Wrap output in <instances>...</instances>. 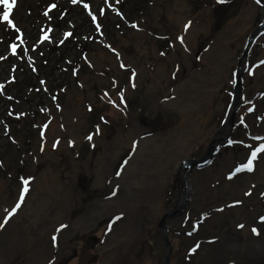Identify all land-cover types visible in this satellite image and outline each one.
<instances>
[{"label":"rangeland","instance_id":"1","mask_svg":"<svg viewBox=\"0 0 264 264\" xmlns=\"http://www.w3.org/2000/svg\"><path fill=\"white\" fill-rule=\"evenodd\" d=\"M57 1L16 0L9 17L12 23L0 20V264H164L165 239L172 264H196L200 243L187 239L197 235L204 220L247 203L249 199L240 192L244 196V190L253 188L244 179L253 184L251 176L264 171V150L257 152L251 171L243 167L252 152L264 145V27L250 36L264 25V0H170V18L159 0ZM247 6L251 7V20L244 41L231 48L229 44L223 46L230 54L227 71L216 66L213 80L205 84L218 88L205 125L209 133L170 162L160 192L161 203L150 208L149 201L138 199L141 187H136V191L126 189L124 192L132 195L124 201L112 197L109 184L118 176V164L125 158L98 174L94 159L104 152L98 144L100 136L104 134L111 140L131 116L140 124L164 128L163 123L159 124L155 117L149 119L145 113L155 93L146 92L151 77L144 68L149 65L155 72L164 61L169 62V72L162 83L168 87L177 85L187 72L183 58L199 60L210 46L207 36L196 38V28L193 27L195 35L186 33L190 25H199L203 20L200 25H207L214 36ZM38 7L45 11L40 12ZM47 9L52 10L51 16L55 13L60 17L59 34L45 33L34 43L35 26L51 25L41 16ZM2 12L0 6V15ZM182 22L187 25L184 32L179 27ZM138 34L144 38L142 44L153 52L147 58H138ZM186 34L195 39L188 42ZM49 37L54 44L45 42ZM18 44L23 48L10 58L11 46ZM237 81L239 97L233 111ZM203 95L200 94L202 104ZM170 96L171 93L164 97ZM192 105L200 112L196 100ZM54 118L63 130L62 137L57 136V129L48 130ZM78 119L85 123L71 136L65 124ZM47 141L53 142V146L48 144L49 153ZM169 146V153L176 151L172 140ZM231 152L233 158L226 159ZM196 159L199 161L186 167L185 161ZM208 167L207 179L201 181L199 175L196 183L197 191L201 190L195 191L194 201L199 202L200 209L187 223L189 208L183 201L187 179L193 172L198 174ZM238 168L241 171L237 172ZM142 171L134 174L136 181ZM39 174L43 179H39L36 190ZM197 174L192 175L195 180ZM95 176L99 187L93 185ZM24 181L28 182L24 197L33 193V202L20 200ZM122 185L124 188V182ZM57 189L61 191L57 197H64L66 191L78 194L79 202H62L53 208L50 195ZM206 189L224 194L223 199L210 203L211 210L201 207L206 202L202 199ZM108 200H112L110 204L106 203ZM18 202L20 207L5 222L7 211ZM120 204L124 207H117ZM110 206L120 210L112 224L107 220L109 215H103ZM37 210L46 219H54L55 214L63 218L50 221L47 230L40 228L36 234H28L25 228L35 229L32 224L29 226V219ZM261 212L264 214L263 209ZM170 217L184 223L168 225ZM114 223L115 241L104 250L103 241ZM76 226L81 228L79 232L74 231ZM107 253L109 257L105 258Z\"/></svg>","mask_w":264,"mask_h":264},{"label":"bare ground","instance_id":"2","mask_svg":"<svg viewBox=\"0 0 264 264\" xmlns=\"http://www.w3.org/2000/svg\"><path fill=\"white\" fill-rule=\"evenodd\" d=\"M159 1L162 3V6H164L165 15L170 18L172 14L170 0ZM158 9L161 11L162 7ZM250 14L251 7L247 6L239 16L228 23L221 32L215 33L214 36H211L210 32H208L206 28L207 25L204 27L200 25L203 20L199 21V25H190L191 28L189 27L190 30L187 29L186 33L192 32L193 35H195L193 27L196 28V36L198 35L196 38L201 39L207 36L210 46L208 45L209 48L202 52L199 60L195 58H183L186 61L185 67L187 68V72L185 78L177 85L168 87L162 83V78L169 72L167 68L169 62L164 61L157 67L155 72L149 69V65L144 68L151 77L150 83L146 84V92L148 93L151 91L153 94L155 93V95L152 96V105L147 103L148 108L145 113L149 119L155 117L158 123H163L164 128H156L153 124H140L131 116L126 126L116 133L111 140H107L104 134L100 136L98 144L103 148L104 152L98 154L94 159L96 172L98 174L104 173L106 169L111 168L119 158H125L119 170L120 174L113 178L109 184V194L112 195V197L124 201L127 198H131L132 195L124 192L126 189L132 190L136 187H141L139 195H142L139 196L138 199L144 200V202L149 201L148 204L150 208L161 203L160 192L164 183V175L170 162L173 161L175 156H181L188 147H192L197 140L205 137L209 133V131H205V125L212 114L210 102L218 88L211 85L205 87V84L209 79L213 80L216 66L219 65L227 71L228 56L230 54L223 46L229 44L231 48V46H236L244 41V34L249 31L250 28L248 26L251 20ZM155 15H157V12H155ZM155 18L158 20V16ZM185 26L186 24L183 22L180 23L179 27L182 32L185 31ZM140 35L142 34H138L135 40L138 58H144L146 55L151 56L153 53L152 50L142 44L144 38H139ZM193 39L195 38L192 36L188 37L187 35L188 42H191ZM127 43L128 42L125 41V44ZM124 50L125 48H123L122 51ZM99 54H101V52ZM198 81L200 83H198ZM202 82H204V84L200 85ZM186 88L187 90L184 91ZM169 93H171L172 96L169 98L164 97ZM201 93H204L203 96L205 98L203 104L200 100ZM170 98H172V102H169ZM194 100L199 103L201 107L200 112L195 110L192 105ZM56 119L57 118H54L51 121L48 130L51 132L57 129V136L62 137L63 130L59 128ZM72 123L65 124L71 136L77 134L80 124H84L85 122L83 119H78ZM174 139L175 141L173 142ZM170 140H172L174 147L177 146L175 149L176 151H171V153L168 151ZM48 144H50L49 141L46 142V152L49 153L51 146ZM51 144L53 146V142ZM231 154L233 153L231 152L226 159L233 158ZM150 164H152V166H150ZM262 167L261 165V168ZM141 170H143L142 175L139 180L136 181V178H133L134 174L138 175ZM209 170L210 168L208 167L205 171H200L198 174L193 172L192 175L197 174L196 180L192 175L187 179L186 195L183 200L184 203L188 205L187 209L189 208V219L187 223L190 222L191 217H194L200 209L199 202L197 203L194 201L195 191H197V187H199L196 186L198 176L200 175L201 181L207 179L208 173H210ZM53 176H56V174ZM95 177L93 185L99 187L98 176ZM40 178L43 179L39 174L35 181L36 190V187H38L36 185ZM250 180L253 184L246 179H244V182L246 181L245 183H248V187L252 186L253 191L244 190V196L240 192V195L244 199H249L247 203L245 202L242 207L232 208L231 210L224 209L228 210V212H221L217 218L213 215L207 221L204 220L203 223L199 224L200 230L197 231V235L187 239L188 241L194 239L192 243H200L196 249V264H264V225L261 224V217H264V214L261 212L262 209L264 211V190H259L260 188H264V171L259 176H251ZM121 182H124V188L123 185L120 186ZM244 182H240V184ZM42 187H45L44 181L42 182ZM203 188L204 186H202V189ZM234 189L235 191H239L236 187H234ZM136 190L138 189H135V191ZM41 192L44 193L43 190H41ZM60 192L61 191L57 189L50 195L54 202L53 208H56L59 203L62 202H64L62 204H65L79 202L80 200L78 194L72 195L66 191L64 192V197H61V195L57 197ZM29 194L24 197L23 201L26 199L30 202L34 201L33 197H31L33 193L30 194V196ZM189 198H191L190 201ZM223 198L224 194L210 193L208 189L203 190L202 199L206 202H203L201 207L205 210H211L209 208L210 203ZM111 201L112 200H108L106 203L110 204ZM220 204L219 202L216 206ZM120 205L117 207H124V205ZM117 207L110 206L105 209L107 211L103 212L105 217L109 215L107 220L111 221V224L117 217V212L120 211ZM64 213L67 214L68 211L65 210ZM185 213L187 212L185 211ZM39 215L40 218L37 219ZM58 215L59 214L53 215L55 220L61 217L63 218L62 215L57 217ZM33 216V219H29V226L32 224L35 229L26 227L25 231L28 234H36L40 228L47 230V224H50V221L54 220L46 219L39 210H37L36 213L34 212ZM173 217L168 219V225H175V222L179 221L177 217ZM179 222L183 224L184 220ZM115 224L116 223L112 225L111 231L106 235L103 241L101 248L104 250L108 249L112 242L115 241V237L113 236L115 229H113V227ZM253 229H255V231H253ZM80 230L81 228L78 226L74 228L76 232ZM167 236H170L169 232ZM108 257L109 253L106 254L105 258ZM168 263L172 264L173 260H169ZM144 264L151 263L145 262Z\"/></svg>","mask_w":264,"mask_h":264},{"label":"snow or ice","instance_id":"3","mask_svg":"<svg viewBox=\"0 0 264 264\" xmlns=\"http://www.w3.org/2000/svg\"><path fill=\"white\" fill-rule=\"evenodd\" d=\"M221 3L225 2V0H220ZM257 3H260V0H256ZM73 3H75V0H73ZM16 4V0H0V6H3V12L2 15H0V20L3 21H7L9 24H11V20H10V13L12 12L13 7ZM54 7V6H52ZM45 15H47V13H45ZM95 20V17L93 18ZM187 28V25L185 26ZM46 38V37H45ZM264 63V62H262ZM249 111H251V109H249ZM89 139H91V137H89ZM264 150V145H262L260 148H257L255 151L252 152L251 157L248 159V162L246 165H244V168H247V170L251 171L252 170V162L256 157L257 152H260ZM237 172L241 171L240 168H238L236 170ZM117 175H119V172L117 173ZM27 181H24L25 184V188L21 191L20 193V200L22 201L24 199V194L25 192H27ZM20 207V203H16L15 207H13L10 211H7V215L4 217V221L6 222L7 219L9 217H11L16 211L17 209ZM262 220H264V217H261ZM0 227H3V224H0ZM64 227L63 225H61V228ZM57 231H59V229H57ZM253 231H255V229H253ZM53 242L56 241V237L53 236Z\"/></svg>","mask_w":264,"mask_h":264},{"label":"trees","instance_id":"4","mask_svg":"<svg viewBox=\"0 0 264 264\" xmlns=\"http://www.w3.org/2000/svg\"><path fill=\"white\" fill-rule=\"evenodd\" d=\"M66 1V0H65ZM59 2V0L57 1ZM40 12H44L45 10H42L43 7H38L37 8ZM47 15L42 14L41 16L43 17H46L48 22L51 24L49 25L48 27H45V24L43 26H41L40 24H38L37 26H35V30L37 31V35H34V43H36L38 40H40L41 36H43L45 33H51L52 35L54 36H57L59 34V29L61 28L60 25V17L54 13L53 16H51V13H52V10L51 9H47ZM56 12V11H55ZM45 27V28H43ZM15 36H17L18 34V31L16 32L15 31ZM45 42L48 43V44H54V40L49 37L47 39H45ZM17 43V40L14 41V44ZM21 48H23V46H20L19 44L16 45L14 48L13 46H11L10 48V58H13V56H17V51H19ZM9 58V59H10Z\"/></svg>","mask_w":264,"mask_h":264},{"label":"water","instance_id":"5","mask_svg":"<svg viewBox=\"0 0 264 264\" xmlns=\"http://www.w3.org/2000/svg\"><path fill=\"white\" fill-rule=\"evenodd\" d=\"M263 27H264V25H261V26L257 27V29L255 30V32L256 31H259L260 29H263ZM255 32H253V34ZM253 34L251 33L250 36H252ZM238 97H239V92H238V81H237L236 82V86H235V90H234V107H233L234 109H233V111L236 110V106L238 104L237 103ZM201 159H203V158H201ZM197 161H199V159L185 161L186 167H189L191 164H194ZM165 245H166V256H165L164 264H167L168 263V259H169V252H170V247H169V244L167 242V239H165Z\"/></svg>","mask_w":264,"mask_h":264},{"label":"flooded vegetation","instance_id":"6","mask_svg":"<svg viewBox=\"0 0 264 264\" xmlns=\"http://www.w3.org/2000/svg\"><path fill=\"white\" fill-rule=\"evenodd\" d=\"M256 29H257V28H256ZM256 29H255V30H256ZM255 30H254L253 32H255ZM253 32H252V33H253ZM258 32H259V31H256L253 35H256ZM121 165H122V163H119V164H118V168H119V170H120ZM115 177H116V176H114L113 178H115ZM185 189H186V188H185ZM167 242H168V241H167ZM168 260H170V259H168ZM164 261H165V260H164ZM167 264H169V263H167Z\"/></svg>","mask_w":264,"mask_h":264}]
</instances>
